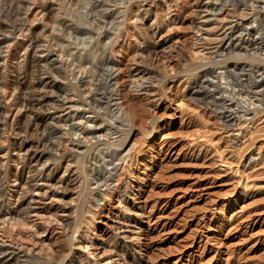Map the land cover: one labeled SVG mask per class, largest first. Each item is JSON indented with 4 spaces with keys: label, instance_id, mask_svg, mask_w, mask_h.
<instances>
[{
    "label": "rangeland",
    "instance_id": "374dc122",
    "mask_svg": "<svg viewBox=\"0 0 264 264\" xmlns=\"http://www.w3.org/2000/svg\"><path fill=\"white\" fill-rule=\"evenodd\" d=\"M31 1L30 29L1 52L4 92L17 86L23 105L15 127L0 132V168L8 166L4 209L14 216L0 221V238L42 253L51 245L48 264H264V108L240 122L235 139L215 116L219 95L233 86L238 104L259 97L250 91L258 72L249 75L264 69V53L257 55L264 29L245 34L241 26L261 12L264 25V2ZM100 31L111 38L116 96L131 126L124 143L114 146L118 154L104 141L128 125L91 98L98 85L83 58L90 35ZM223 31L229 48L218 55ZM253 34L262 49L246 42ZM48 49L61 72L38 68L36 56ZM23 55L27 62L15 66ZM224 68L230 88L215 77ZM13 141L31 156L23 166L5 158ZM41 161L43 171L35 173ZM32 223L47 230L32 235Z\"/></svg>",
    "mask_w": 264,
    "mask_h": 264
},
{
    "label": "bare ground",
    "instance_id": "6f19581e",
    "mask_svg": "<svg viewBox=\"0 0 264 264\" xmlns=\"http://www.w3.org/2000/svg\"><path fill=\"white\" fill-rule=\"evenodd\" d=\"M31 0H0V70L1 73L3 72V69L5 67V63L2 61L1 62V52H3L5 50L6 47H10L12 43L11 40H13L15 38L16 34H20L21 32H23L25 29H30V27H27V20L29 18V14L33 12V10L30 9L31 7ZM34 1V0H33ZM247 1V0H246ZM250 1V0H248ZM255 1H263L264 0H255ZM32 2V1H31ZM124 2V1H123ZM245 4V0H233V3L235 4H241V3ZM43 4V3H42ZM119 4V3H117ZM226 4V3H225ZM229 4V3H228ZM243 4V5H244ZM254 4V3H253ZM256 4V3H255ZM258 4V3H257ZM33 5V4H32ZM92 5V4H91ZM250 5V4H249ZM262 5V4H261ZM260 6V5H259ZM42 7V6H41ZM45 7V6H44ZM247 7V6H246ZM253 7V6H251ZM250 7V8H251ZM256 6H254L255 8ZM264 7L263 6L260 8L262 9ZM253 8V9H254ZM257 8V7H256ZM40 10V8H38ZM38 11V10H36ZM252 11V10H251ZM44 12V11H43ZM118 12V11H117ZM243 12V11H242ZM256 12V11H255ZM264 12V11H263ZM23 13L25 15V17H19L21 14L23 16ZM36 13V12H35ZM41 13H42V9H41ZM45 13V12H44ZM254 13V12H253ZM43 14V13H42ZM118 14V13H117ZM211 14V13H210ZM248 14V13H247ZM250 14V12H249ZM252 14V13H251ZM35 15V14H34ZM255 15V14H254ZM114 16V15H113ZM252 16V15H251ZM262 16L263 13L261 12L260 16H255L254 18L250 19V21H243L242 24V28L245 29V32L243 33H248V31H253L254 34L259 32V35H261V31L264 29V25H262ZM36 17V16H35ZM253 17V16H252ZM35 20V19H34ZM232 20V19H231ZM230 21V20H229ZM235 22V21H234ZM238 22V21H237ZM245 22V23H244ZM264 22V20H263ZM110 23V22H109ZM122 23V22H121ZM32 24V23H31ZM264 24V23H263ZM231 25V24H230ZM239 25V24H238ZM231 27V26H230ZM239 27V26H238ZM225 30V27H223ZM2 30L4 32H2ZM86 30V29H85ZM89 30V29H87ZM97 30V29H96ZM29 31V30H28ZM95 32V31H94ZM90 34V33H89ZM240 34V33H239ZM238 34V35H239ZM254 34L251 38H249V36L246 37V42L249 41V44H254V43H258L257 44V48L258 49H262L263 45L259 46V42L254 41ZM264 35V34H262ZM115 36V35H114ZM229 36V35H228ZM232 36V35H231ZM230 36V37H231ZM241 36V35H240ZM90 37L92 38V35H90ZM89 37V38H90ZM255 37H258L257 39L259 40L260 36L256 35ZM90 38V42L87 46L86 49H84V61L88 64L89 67V71H90V76H92L93 80H95L94 82H96V86L98 85V87L96 88V92L94 93V97H91L94 99V101L97 102V104L100 105H104L102 107H104L105 109H110V113H113V115H116V119L118 120V117L121 119L122 122H120L123 125H128L127 128L125 127L124 129L122 128V134L117 135L114 138H111L112 140H105L104 143H109V145H113V147H117V145L123 144L125 139H127L128 136V131L130 129V125L128 122V119L126 118V113L124 112L123 109V103L120 102L119 97H117L116 95L119 94V89L117 87V83H116V77L114 76V72H115V65L113 64V62L111 61L109 55H107V48L108 45L110 44L111 38L109 37L108 33L105 31H100L97 33L96 36H93V38ZM115 38V37H114ZM233 38V37H232ZM32 39V38H31ZM240 39V38H239ZM264 39V38H263ZM88 40V39H87ZM110 40V41H107ZM237 40V39H236ZM241 40V39H240ZM261 40V39H260ZM218 45H217V54L218 55H223L224 53L227 54V52H225L227 48H229L228 44L230 43V40H228L227 37V32H222L219 36H218ZM227 41V42H226ZM263 41V40H262ZM240 42V41H239ZM264 42V41H263ZM15 43V42H14ZM227 44V45H226ZM233 44V43H232ZM238 44V42H237ZM240 44V43H239ZM248 44V43H247ZM246 44V45H247ZM15 45V44H14ZM31 45V44H30ZM245 45V44H244ZM29 46V45H28ZM235 46V45H234ZM242 46V45H241ZM240 47V46H239ZM238 47V48H239ZM244 47V46H242ZM28 48H25V53L27 54ZM32 48L34 51H37V48H34V45H32ZM246 48V46H245ZM249 48V47H248ZM251 48V47H250ZM256 48V49H257ZM242 49V48H241ZM244 49V48H243ZM247 49V48H246ZM235 50V49H234ZM8 51V52H7ZM33 51V52H34ZM215 51V52H216ZM240 51V50H239ZM252 51V50H251ZM256 52L258 50H255ZM6 52L8 53L7 55H5V57H7L9 55V50L6 49ZM5 52V53H6ZM40 52V51H39ZM43 52V51H41ZM46 54L40 53L38 54V56H36V62H37V66L39 69H42V67L45 68V66L48 67V69H46L47 72H50L51 74L55 73V72H61V67L57 66L55 62V60L53 58H51V50L48 49L46 51ZM35 53V52H34ZM230 53V52H228ZM239 53V52H236ZM244 53V52H243ZM262 55V53H264V49L261 52L258 51L257 55L259 56L260 54ZM24 54V53H23ZM36 54V53H35ZM245 55V53H244ZM231 56V55H229ZM257 58L259 59L260 57ZM20 57V56H19ZM22 57V59H21ZM18 60L17 63L15 64V66H19V63H26L28 60V57L26 55L21 56ZM251 57V56H250ZM256 57V56H255ZM254 58V57H252ZM6 59V58H5ZM256 58H254L253 60L255 61ZM257 59V60H258ZM261 59V58H260ZM251 60V59H250ZM5 61V60H4ZM254 61H252L254 63ZM237 62V61H236ZM260 62V61H258ZM263 62V61H262ZM4 63V64H3ZM214 63V62H213ZM252 63V64H253ZM261 63V62H260ZM259 63V64H260ZM258 64V65H259ZM21 65V64H20ZM23 65V64H22ZM251 65V63L249 64ZM257 65V66H258ZM263 65V64H262ZM238 66V65H237ZM261 66V65H260ZM16 67V68H17ZM259 67V66H258ZM221 68V67H220ZM241 68V67H240ZM245 68V67H244ZM247 68V67H246ZM228 69L224 68V69H219V70H215V77L216 78H220L222 79L220 82H225V84H223V86L225 85V87L227 86L228 88H230V79L227 78L226 75V71ZM262 70V71H259ZM44 71V70H42ZM88 71V72H89ZM231 70L229 69V72ZM234 71V70H233ZM231 71V74H233ZM249 71V70H248ZM247 71V72H248ZM254 72L250 73V78L251 79V74L255 73L256 71L258 73H256V78H253L252 81L250 82L248 80V82H250V84H252V90L247 89V91H251L252 95H257L258 98H250V97H246L245 93V97H242V103L238 104V99H237V103H236V95H235V87H231V93H221L220 96V105L221 109L217 111V115L218 118L220 120H222L223 122L226 123V125L229 128V130H231L232 132V137L238 138L239 136V131H240V122L242 120H248L249 118L251 119L253 114H255L256 112H259L258 110H262L264 108V98H262V96H264V88L260 87L262 86V84L264 85V69L262 68H257L253 70ZM228 72V73H229ZM242 72V71H241ZM246 72V71H245ZM214 74V73H213ZM230 74V75H231ZM2 75V74H1ZM0 75V132L1 129L5 128L6 126H9L10 128H14L15 124L18 123V117L19 114L21 112L22 109V105H20V102L18 101V97H17V92H18V87H14L13 89L8 90V92H4L7 91L6 87V82L5 80H3V77ZM55 75V74H54ZM232 76V75H231ZM236 76V75H235ZM214 77V76H213ZM243 77V76H242ZM91 78V77H90ZM209 78V77H208ZM204 79V78H203ZM201 79V80H203ZM207 79V78H206ZM212 79V78H211ZM210 78L207 79L210 83H212L213 81ZM218 82H216L215 84H217ZM68 84V83H67ZM71 84V83H70ZM95 84V83H94ZM207 84V82H206ZM209 84V83H208ZM214 84V85H215ZM243 84V83H242ZM249 84V85H250ZM236 85V84H235ZM245 85V84H244ZM207 86V85H206ZM222 86V87H223ZM232 86V85H231ZM25 87V86H24ZM203 87V85H202ZM226 87V88H227ZM240 87V86H239ZM238 87V88H239ZM253 87L256 88L253 90ZM60 88V87H59ZM204 88V87H203ZM241 88V87H240ZM239 88V89H240ZM74 89V88H73ZM206 89V88H205ZM210 87L207 89L209 90ZM215 89V88H214ZM238 89V91H239ZM26 90V89H25ZM100 92H99V91ZM212 89H210L211 91ZM221 90H223L221 88ZM220 90V91H221ZM95 91V89H94ZM218 91V90H217ZM209 92V91H208ZM223 92V91H221ZM227 92V91H226ZM241 92V91H240ZM250 92V93H251ZM26 93V92H25ZM207 93V92H206ZM205 93V94H206ZM210 93V92H209ZM92 94V93H91ZM219 94V93H218ZM251 95V94H250ZM251 95V96H252ZM116 96V97H113ZM241 96V95H240ZM256 97V96H255ZM212 98V97H211ZM235 98V99H234ZM240 98V97H239ZM244 98V99H243ZM183 98H181L182 100ZM199 99V98H198ZM26 100V99H25ZM29 100V99H28ZM28 100H26V102H28ZM67 100V98H66ZM114 100V101H113ZM197 100V99H196ZM240 100V99H239ZM10 101V102H9ZM23 101V100H22ZM30 101V100H29ZM61 101V100H60ZM93 101V102H94ZM113 101V102H112ZM25 102V103H26ZM89 102V101H88ZM195 102V101H194ZM180 103V102H179ZM183 103V100H182ZM94 105V104H93ZM90 105V106H93ZM26 106V105H25ZM31 106V105H30ZM98 106V105H97ZM25 109V108H24ZM92 109V107H91ZM96 110V108H94V111ZM93 111V112H94ZM106 111V110H105ZM109 111V110H108ZM96 112L98 113V111L96 110ZM124 114V116H123ZM258 114V113H257ZM98 115V114H97ZM94 116V115H93ZM101 119V118H100ZM116 119H112L114 121H116ZM119 119V120H120ZM104 121V119H103ZM124 121V122H123ZM109 122V121H108ZM126 122V123H125ZM248 122V121H247ZM116 123V122H115ZM111 124V123H110ZM101 125V124H100ZM114 125V124H113ZM238 127V131L235 133H233V131L235 130V128H233L234 126ZM88 126V125H87ZM17 127V126H16ZM120 127V126H119ZM227 127V128H228ZM243 127V126H242ZM10 128H8L10 130ZM95 128V127H94ZM118 128V127H117ZM100 126L98 127V130H100ZM14 130V129H13ZM46 130V129H45ZM47 131V130H46ZM90 132L94 131V129L89 130ZM119 131V130H118ZM17 132V131H16ZM14 133V132H13ZM44 133V132H43ZM108 133V132H107ZM106 134V133H105ZM49 135V134H48ZM97 135V134H96ZM107 135V134H106ZM92 136V135H91ZM1 137V136H0ZM43 137V135H42ZM93 137V136H92ZM101 138V137H100ZM47 139V138H45ZM50 140V139H49ZM98 140V139H97ZM101 140V139H100ZM78 141V139H77ZM3 142H5V139H1L0 138V148L2 147ZM82 142V141H81ZM95 142V141H94ZM75 143V142H74ZM78 143V142H76ZM46 143H44L45 145ZM81 144V143H80ZM102 144V143H101ZM47 145V144H46ZM86 145V144H85ZM97 145V144H96ZM5 146V145H3ZM75 146V145H74ZM6 149L4 151V155L6 156V160L8 159H12L17 163L25 164L27 159L30 158L29 156L27 157V154L25 153H21V145H17L15 146V142H10L8 144H6ZM77 147V145H76ZM89 147V145H88ZM92 146L90 145V148ZM114 147L111 148V151H113L114 153H116L118 150ZM43 148V147H42ZM75 148V147H73ZM45 149V148H44ZM13 150V153L11 152ZM80 151V150H79ZM86 151V150H85ZM23 152V151H22ZM26 152V151H25ZM42 152V151H41ZM81 152V151H80ZM220 152V151H219ZM222 153V152H221ZM221 153L219 156H221ZM53 154V153H52ZM51 154V155H52ZM113 154V153H112ZM118 154V153H116ZM3 155V157H4ZM42 155V154H41ZM78 155V153H77ZM119 156V155H118ZM117 156V158H118ZM223 156V155H222ZM44 157V156H43ZM53 157V155H52ZM109 157V155H108ZM224 157V156H223ZM40 158V155H38V157L35 160H38ZM103 158V157H102ZM112 158V157H111ZM220 158V157H219ZM77 159V158H76ZM82 159V158H81ZM107 159V158H106ZM109 159V158H108ZM225 159V158H224ZM222 157L220 160L222 161H227L224 160ZM43 160V159H42ZM113 160V158H112ZM111 160V162H112ZM254 160V156L252 155V153L249 155L248 157V162ZM42 162V161H41ZM44 162V161H43ZM40 163V165L37 167H35V173H42L43 171V166L45 165V163ZM4 163V161H3ZM224 163V162H223ZM39 164V163H38ZM107 164V163H106ZM114 164V163H113ZM112 164V165H113ZM80 165V164H79ZM78 165V166H79ZM243 166L245 167L246 164H243ZM82 167V166H81ZM114 168V167H113ZM111 168H108V175H113V173L110 171ZM19 170L18 166L16 169V172ZM83 170V169H82ZM8 175V166L6 167H1L0 168V221H7V220H12L14 219V216L12 214V211L9 212H5L4 207H6L5 205H8L9 202L7 199L3 198L4 196L2 195V190H1V183L4 179H6ZM85 177V176H83ZM106 177V176H105ZM109 178L104 180V184H106V187H109ZM4 182V181H3ZM48 183V182H47ZM84 183V182H83ZM33 184V183H32ZM35 186V185H34ZM3 188V186H2ZM34 189V188H33ZM4 190V189H3ZM48 190V189H47ZM44 194V193H43ZM81 194V193H80ZM19 199V198H18ZM17 201V200H16ZM16 203V202H15ZM30 204V203H29ZM20 208V207H19ZM30 208V207H29ZM24 213V212H22ZM16 217V216H15ZM21 216H18L16 219L20 218ZM52 217V216H51ZM24 218V217H23ZM46 219V218H45ZM20 220V219H19ZM18 220V221H19ZM24 220V219H22ZM57 221V220H56ZM22 222V221H21ZM49 222V221H47ZM59 222V221H58ZM26 223V222H25ZM45 223V222H44ZM63 223V222H62ZM36 223H32V225L30 228H32V235H36V236H40L41 233L45 232L47 229L42 228L43 226H35ZM39 225V224H38ZM33 226V227H32ZM1 229V228H0ZM3 229V227H2ZM44 234V233H43ZM43 238V237H42ZM32 239V238H31ZM13 240V239H11ZM34 240V239H33ZM43 240V239H42ZM39 242V241H38ZM43 243V242H42ZM45 243V242H44ZM44 246V245H43ZM47 247L45 248V251H35V249L32 246H25L22 243H16V240L13 241H5L4 239L0 238V264H48L51 260L54 259L53 256V248L51 247V245H46ZM41 247V246H40ZM37 250V249H36ZM42 250V249H41ZM44 250V249H43Z\"/></svg>",
    "mask_w": 264,
    "mask_h": 264
}]
</instances>
